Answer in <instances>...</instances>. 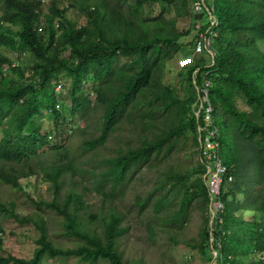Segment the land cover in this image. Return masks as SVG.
Returning <instances> with one entry per match:
<instances>
[{
    "label": "trees",
    "instance_id": "trees-1",
    "mask_svg": "<svg viewBox=\"0 0 264 264\" xmlns=\"http://www.w3.org/2000/svg\"><path fill=\"white\" fill-rule=\"evenodd\" d=\"M175 2L131 0L123 11L108 0H69L67 6L61 0H0V182L20 189L22 178L39 175L52 199L35 202L36 208L45 206L62 217L64 234L77 241L56 246L43 218L21 215L12 203L0 200L1 217L39 230L30 258L3 251L0 238V264H42L56 257L74 258L77 264H130L119 245L126 233L122 216L110 212L93 227L94 214L68 180L87 170L82 158L103 147L125 121L150 128L158 119L168 123L139 145L103 159L94 183L105 196L123 190L143 166L164 159L188 131L198 147L197 121L190 113L196 68L198 82L204 74L211 82L219 151L232 179L221 185L222 222L214 227L211 242L200 161L188 185L178 182L181 210L198 201L204 212L200 249L209 250L213 264H264V0H204L217 18L219 46L212 45L211 64L196 59L180 69L184 95L161 81L162 69L181 48L183 35L164 16ZM150 5H158L160 13L143 14ZM69 7L76 8V18L67 15ZM88 78L91 91L85 88ZM60 89L67 102L59 98ZM67 113L81 121L73 128L81 136L77 147L68 142ZM148 201H141L140 208Z\"/></svg>",
    "mask_w": 264,
    "mask_h": 264
},
{
    "label": "rangeland",
    "instance_id": "rangeland-1",
    "mask_svg": "<svg viewBox=\"0 0 264 264\" xmlns=\"http://www.w3.org/2000/svg\"><path fill=\"white\" fill-rule=\"evenodd\" d=\"M61 2L64 6L69 4V0H61ZM108 2L127 11L131 0H108ZM196 4V0H176L164 13L165 18L173 23V28L183 36L179 39L180 50L162 69L161 81L175 87L180 95L185 94L186 88L185 85H181L182 81L178 76L181 69L178 60L184 55L193 54L191 48L201 28L200 25L209 21L207 14L193 11ZM143 12L146 16H156L160 13V8L158 5L145 6ZM67 15L76 18V8L69 7ZM78 20L83 22V16H79ZM212 43L215 49L218 48L215 38ZM8 53L11 57L16 56L12 51ZM196 59L208 63L210 56L204 53L195 55ZM21 62L25 64L28 59L24 58ZM92 85V79L88 78L85 88L91 91ZM58 94L60 99H66L67 102L65 90L60 89ZM68 103H65L66 106ZM65 116L64 125H67V129L72 132L68 136V142L77 147L81 136L73 128L78 127L81 121L68 113ZM98 116V113L92 115L91 125L96 123ZM167 123L164 118L158 119L150 128L140 123L123 122L103 147L82 158V161L86 160L83 167L87 170L76 174L74 178L68 180V183H71L76 191L81 192L83 200L88 203L87 210L95 216L91 221L93 227L98 224L100 218L107 217L110 212L122 216V225L126 228V233L120 239L119 245L124 258L130 264H213L209 250L200 249L204 212L199 208L198 201L194 200L187 211L181 210L182 194L178 182L181 180L188 185L190 178L196 177L192 169L199 161L198 147L194 145L193 134L190 131L179 137L177 144L164 159L152 165H145L136 171L130 183L123 190L115 192L112 197L101 194L94 183L104 158L115 155L120 149L139 145L145 137H152V132L166 129ZM220 134L223 135L222 130ZM20 185V189H14L0 182V200L12 203L21 215H33L36 219L43 218L44 227L56 246L66 248L76 245L75 239L64 234L62 217L46 209L45 206L42 209L36 208L35 202H47L52 199L49 184L39 175H35L22 178ZM144 199L149 201L141 209L139 204ZM38 236L39 230L33 224H20L11 218L0 216L3 251L30 258ZM42 264H77V260L44 258Z\"/></svg>",
    "mask_w": 264,
    "mask_h": 264
},
{
    "label": "built area",
    "instance_id": "built-area-1",
    "mask_svg": "<svg viewBox=\"0 0 264 264\" xmlns=\"http://www.w3.org/2000/svg\"><path fill=\"white\" fill-rule=\"evenodd\" d=\"M195 13H200L203 9L208 15L209 21L206 26L201 29L193 40V54L184 55L179 58L178 65L180 68L191 66L195 62V55L209 54L210 61L205 64H211L214 56L212 40L215 37L214 27L217 25V18L214 15L213 7L207 8L204 0H199L193 8ZM199 68L192 73L191 83L195 89V98L190 105L191 115L196 119L197 125L195 129L196 138L198 140L199 161L205 166L203 178L207 184L209 201L207 205V215L209 218L210 242L213 240V229L222 222L220 214L223 211V203L220 196L221 185L223 181H230L232 175L229 173L228 166L223 162L220 155L219 144V126L214 116V107L210 97V79L206 74L201 75L198 82ZM59 89V86H57ZM213 258L218 257V251L211 248ZM221 264H228L221 263Z\"/></svg>",
    "mask_w": 264,
    "mask_h": 264
}]
</instances>
